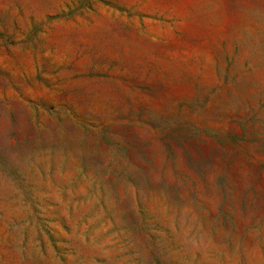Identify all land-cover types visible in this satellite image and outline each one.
Masks as SVG:
<instances>
[{
	"label": "rangeland",
	"instance_id": "rangeland-1",
	"mask_svg": "<svg viewBox=\"0 0 264 264\" xmlns=\"http://www.w3.org/2000/svg\"><path fill=\"white\" fill-rule=\"evenodd\" d=\"M0 264H264V0H0Z\"/></svg>",
	"mask_w": 264,
	"mask_h": 264
}]
</instances>
